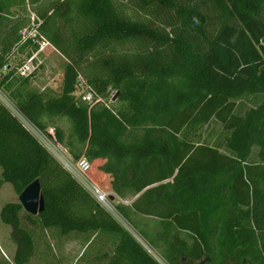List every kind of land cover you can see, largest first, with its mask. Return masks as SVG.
<instances>
[{
    "label": "trees",
    "instance_id": "16d2710c",
    "mask_svg": "<svg viewBox=\"0 0 264 264\" xmlns=\"http://www.w3.org/2000/svg\"><path fill=\"white\" fill-rule=\"evenodd\" d=\"M37 13L36 38L68 62L56 88L11 91L28 121L89 161L167 264H264V0H52ZM27 22L0 35L2 88L17 79L15 52L39 49ZM212 124L224 144L200 140ZM0 168V189L40 179L46 202L38 215L20 201L0 211L16 264L37 256L39 227L85 234L88 248L102 236L106 264H161L1 100Z\"/></svg>",
    "mask_w": 264,
    "mask_h": 264
},
{
    "label": "rangeland",
    "instance_id": "374dc122",
    "mask_svg": "<svg viewBox=\"0 0 264 264\" xmlns=\"http://www.w3.org/2000/svg\"><path fill=\"white\" fill-rule=\"evenodd\" d=\"M52 0H42L41 2L35 3V0H3L2 4L4 6L3 16L4 21L0 28V35H2L8 26V24L17 18H25L27 22L26 30L27 39H30L31 33L35 30V26L38 22L37 20V9H40L42 6H50ZM36 4V5H34ZM35 18V21H34ZM26 39V40H27ZM34 40V39H33ZM36 44L38 42L34 40ZM24 47V46H23ZM32 45L26 46L24 48L18 49L14 56L11 58V68L16 69V81L12 83L11 87H0V100L11 109V111L19 117V119L34 133L38 138L46 145V147L66 166L67 163H72L76 165V161L73 159L72 155L69 153L67 148L59 144L55 137V131L53 128L48 130L49 134L40 133L29 121L28 119L19 111L16 103L14 102L11 91L16 88H27L34 90H44L45 88H56L60 77L63 73L64 67L68 60L54 47L48 45L44 49H41L39 46L38 51L33 53L35 56L34 59V67L35 70L23 76L20 73V69L29 62V58L26 56L29 50L31 51ZM32 57V56H31ZM27 79V81H25ZM80 80H83L80 78ZM25 82V83H24ZM80 91L79 94H84L88 92V86L84 84L82 87L79 86ZM248 107L251 105L250 103L246 104ZM63 124L66 126V121H63ZM53 129V130H52ZM201 139L204 142L211 143L215 145L216 143L224 144L225 132L220 124H212L210 126L204 127L200 131ZM1 175V168H0ZM85 177L92 183L96 184V182L92 179L90 170L85 174ZM82 181V180H81ZM83 182V181H82ZM84 183V182H83ZM90 185V184H89ZM10 201H19V194L14 189L11 183H5L3 187L0 189V211L4 204ZM119 199L114 201H109L108 209L112 212V214L123 224L125 228L134 234V236L140 240L146 249L161 263L167 264L166 261L159 255L156 249L151 248L148 244L144 242V240L136 233V223L129 218V220L125 219L117 209V204ZM26 212V211H25ZM133 218H137V216L133 213ZM141 222L147 223V225L151 226L152 230H157L158 226L149 220L140 219ZM0 262L8 259V244L7 238L5 236L6 232L11 234V226L3 223L0 217ZM134 229V231L132 230ZM136 231V232H135ZM54 235L53 236H51ZM9 236V235H8ZM34 237L39 242L37 245V256L34 257L28 264H73L72 257L78 255V253H73L70 251L69 255H66L65 252V241L64 237H61L58 231L54 230H46L43 227H39L34 230ZM45 237V244H44ZM56 238L60 241L63 248V252L59 250L60 247L55 245ZM63 242H62V241ZM103 237H99L97 241L92 245L91 249H89L86 253L85 251L80 255V257L74 262V264H88L91 258L92 251H94L97 246L102 242ZM46 248V250H45ZM85 254V255H83ZM82 256V257H81Z\"/></svg>",
    "mask_w": 264,
    "mask_h": 264
},
{
    "label": "built area",
    "instance_id": "2783aa9c",
    "mask_svg": "<svg viewBox=\"0 0 264 264\" xmlns=\"http://www.w3.org/2000/svg\"><path fill=\"white\" fill-rule=\"evenodd\" d=\"M31 37L36 40L41 49L47 47L49 42L45 39L36 38L35 30L31 33ZM29 62L26 63L21 69L20 73L23 76H26L32 73L35 70L34 59L35 56L29 58ZM85 83L81 81L80 85L83 86ZM94 92L88 87V92L83 94V99L89 101L90 103L93 101ZM53 130V129H52ZM41 133V132H40ZM43 134V133H42ZM49 134V132H48ZM36 135V134H35ZM37 136V135H36ZM40 139V138H39ZM66 167L85 185V187L98 199V201L103 204L107 209L109 207L110 193L103 191L98 185L92 184L86 177L85 174L90 170V163L86 158H82L79 160L76 165L72 163H67ZM90 184V185H89ZM108 206V207H107Z\"/></svg>",
    "mask_w": 264,
    "mask_h": 264
},
{
    "label": "crops",
    "instance_id": "0c3cea01",
    "mask_svg": "<svg viewBox=\"0 0 264 264\" xmlns=\"http://www.w3.org/2000/svg\"><path fill=\"white\" fill-rule=\"evenodd\" d=\"M152 220H154L152 217L150 218ZM152 223L156 224L155 221H153ZM148 229L151 228L150 225L147 226ZM2 230V229H0ZM9 235V236H8ZM6 238H7V244H8V259H6L3 262H0V264H16L15 263V255H16V245L15 243H13L12 239H11V234H8V232H6L5 234ZM95 236V235H94ZM89 242L86 239L85 234H72V235H68L66 240H65V252L66 255L70 254V251H72L73 253H78V255L72 257V261L70 262H74L78 259V257L85 251V250H89L88 246H89ZM91 249V248H90ZM105 253V247L102 248L100 246H97V248L92 251L91 254V258L89 260L88 264H106L104 263V257L103 254Z\"/></svg>",
    "mask_w": 264,
    "mask_h": 264
},
{
    "label": "water",
    "instance_id": "95a60500",
    "mask_svg": "<svg viewBox=\"0 0 264 264\" xmlns=\"http://www.w3.org/2000/svg\"><path fill=\"white\" fill-rule=\"evenodd\" d=\"M110 199L114 201L115 196L110 195ZM19 201L24 210L32 215H38L44 212L46 202L42 191L41 180L36 179L30 183L19 195Z\"/></svg>",
    "mask_w": 264,
    "mask_h": 264
}]
</instances>
